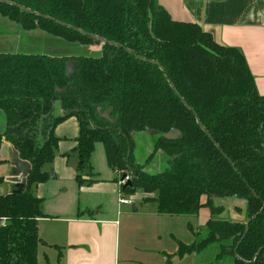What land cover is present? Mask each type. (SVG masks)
Listing matches in <instances>:
<instances>
[{
    "label": "trees",
    "instance_id": "trees-1",
    "mask_svg": "<svg viewBox=\"0 0 264 264\" xmlns=\"http://www.w3.org/2000/svg\"><path fill=\"white\" fill-rule=\"evenodd\" d=\"M0 17L100 48L96 57L0 53V142L31 167L22 193L0 196V264H37V221L46 216L30 188L48 180L54 130L72 117L79 184L92 183L81 178L91 175L100 143L109 169L130 182L121 193L157 192L150 201L160 215L207 208L215 216L224 208L214 199L243 200L244 221L210 217L203 239L194 234L178 253L216 243L207 264H264V97L240 51L173 20L158 0H0ZM67 63L76 66L69 79ZM146 131L158 137L139 163L132 138ZM171 131L177 135L164 139Z\"/></svg>",
    "mask_w": 264,
    "mask_h": 264
},
{
    "label": "crops",
    "instance_id": "crops-1",
    "mask_svg": "<svg viewBox=\"0 0 264 264\" xmlns=\"http://www.w3.org/2000/svg\"><path fill=\"white\" fill-rule=\"evenodd\" d=\"M158 2L173 20L194 23L217 44L240 51L256 92L264 97V0ZM20 32L0 18V38L9 41L0 43V53L17 52L14 36ZM2 126L0 113V129ZM78 133L74 117L56 126L54 136L59 142L55 158L43 168L53 178L49 176L46 182L30 188V193L41 200L40 209L46 216L37 221L43 242L37 250V264H202L193 262L197 253H178L180 245L190 246L195 240L196 229L185 217L158 214L156 204L144 202L142 194L135 197L139 204H131V209L119 203V175L107 166L100 143L94 145L90 158L91 175L81 178L92 183L77 182L79 160L74 150ZM97 144L102 146L106 175H100L93 166ZM12 151L8 143L0 142V162L6 161L0 165V196L18 186L9 181L13 174L9 167ZM139 158L142 161L144 157ZM187 231L192 235L190 241Z\"/></svg>",
    "mask_w": 264,
    "mask_h": 264
},
{
    "label": "rangeland",
    "instance_id": "rangeland-1",
    "mask_svg": "<svg viewBox=\"0 0 264 264\" xmlns=\"http://www.w3.org/2000/svg\"><path fill=\"white\" fill-rule=\"evenodd\" d=\"M9 22L14 24L16 28L19 31H21L19 35L14 36V42H17V48H18L17 52H21L25 54H47L57 57H61V56L96 57L99 56L100 54L99 47H86V46H81L79 44L68 43L60 38L50 36L38 29L32 31H23L17 23L12 21ZM7 39L8 38L5 39L0 38V43L8 44L9 41ZM22 41L24 45L21 47ZM8 53H15V52H8ZM157 137H158L157 134L151 136L144 132L137 137L136 151L138 157H136V161L142 163V161L139 158V155L140 157H145L147 154L152 152V146ZM101 148H102L101 145L99 144L96 145V153L93 155V164H94L93 166L100 175H106L107 169L105 167L104 156L103 154H100V152H102ZM5 163L6 161L4 160L0 162V165ZM52 175L53 174L50 173L49 176L51 177ZM141 194L145 197L143 200L148 199L149 201L153 200L158 196L157 192L144 193L138 190L133 196L119 194L118 199L124 198L130 201L131 204H139V201H137L135 197ZM201 201L204 202V198L201 199ZM213 205L215 207H219L222 205L224 209L221 213L215 216L211 215L209 209L207 208H201L196 216H182L185 217L184 220H186L188 224H190L193 228L196 229L195 234H199L200 239H203L204 237V228L206 222L209 220L210 217H214V219L225 220L230 222H242L245 219L246 203L243 200H239L236 198H224V199L217 198L214 199ZM130 206L131 205H129V209H131ZM187 234H188L187 235L188 241H190L192 235L190 234L189 231H187ZM217 251H218V245L216 243L210 244L205 249H203L202 252L199 253L198 257L193 262L197 263L198 261V262H202V264L213 262L214 255Z\"/></svg>",
    "mask_w": 264,
    "mask_h": 264
},
{
    "label": "water",
    "instance_id": "water-1",
    "mask_svg": "<svg viewBox=\"0 0 264 264\" xmlns=\"http://www.w3.org/2000/svg\"><path fill=\"white\" fill-rule=\"evenodd\" d=\"M116 46V45H114ZM76 71V66L74 63H67L66 66H65V75H66V78L69 79ZM172 90H174V88L171 86ZM184 106L189 109V107L187 106V104L185 102H183ZM110 111L103 115L104 118H108V115H109ZM196 121H197V124H199L200 128L202 129V131L204 132V134H206L208 137L209 135L207 134V132L201 127L200 123H199V120L197 118V116L193 113ZM4 127V126H2ZM147 134L149 135H154L156 134L155 132L153 131H146ZM177 135V132L176 131H171L170 133L166 134L163 136L164 139L166 140H169L171 139L173 136H176ZM134 141L136 140V136H134L132 138ZM216 148L218 149V147L216 146ZM161 153V152H159ZM12 161L10 163V166L12 167V170H13V174H12V177L9 179L10 182L18 185L17 186V189L16 190H13L10 192V194H20L22 193L23 189L25 188V183H26V177L28 176V174L30 173V170H31V167L29 165V163L27 162H23L19 159L18 157V154L17 152H15L14 150L12 151ZM53 178V175L51 176ZM127 177L124 175L121 180H125ZM127 180V179H126ZM126 186H130V182L129 180L126 181L125 185L123 187H126ZM222 206V205H221ZM134 208V207H132ZM135 212V210H134Z\"/></svg>",
    "mask_w": 264,
    "mask_h": 264
},
{
    "label": "built area",
    "instance_id": "built-area-1",
    "mask_svg": "<svg viewBox=\"0 0 264 264\" xmlns=\"http://www.w3.org/2000/svg\"><path fill=\"white\" fill-rule=\"evenodd\" d=\"M126 179L128 180V178H126ZM126 179H125V180H121V179H120L118 185H119L120 187H123V186L125 185L126 181H127ZM121 194H122V193H121ZM119 203H120V204H123V205H127V206L131 205V202L128 201V200H126V199H124V198H120V199H119Z\"/></svg>",
    "mask_w": 264,
    "mask_h": 264
}]
</instances>
